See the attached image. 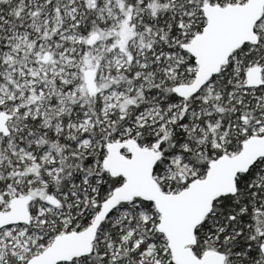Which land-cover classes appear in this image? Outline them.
I'll list each match as a JSON object with an SVG mask.
<instances>
[{
	"label": "rangeland",
	"instance_id": "obj_1",
	"mask_svg": "<svg viewBox=\"0 0 264 264\" xmlns=\"http://www.w3.org/2000/svg\"><path fill=\"white\" fill-rule=\"evenodd\" d=\"M221 1L225 6L245 0ZM173 3L0 0V5H11L9 13L15 16L8 29V50L0 61V113L11 115L10 134L0 133V211H7L14 197L29 195L32 199L28 225L0 230V264H25L51 244L54 237L50 233L55 229L59 234L78 231L104 182L95 175L100 174L101 155L105 158L108 143L151 138L141 146L159 149L160 135L184 111V100L175 105L165 102L174 87L194 78L197 65L182 45L191 41L195 35L191 25H198L203 16V5L181 0L176 10ZM204 3L221 6L219 1ZM172 24L177 30L169 36ZM77 26L84 29V36L74 30ZM256 29L263 47L248 45L233 54L201 91V106L190 119L191 132L199 136L194 148L199 153L209 146L234 155L241 137L246 140L264 133V111L258 112L264 109V86L247 88L243 76L251 66L264 67V17ZM246 55L251 58L246 60ZM86 69L97 73L94 98L83 77ZM229 84L233 87L225 90ZM245 99L249 103L243 104ZM238 105L253 116L245 118L246 111H238ZM117 123L120 126L114 129ZM106 128L113 131L107 140L101 135ZM182 159L176 154L165 164L162 179H170L174 172L191 179L204 177L198 176L199 168ZM259 169L264 171V159ZM255 178V187L264 189V175L258 173ZM252 197L257 198L256 194ZM256 200L264 206V197ZM153 217L135 199L114 210L110 220L118 242H113L109 231L98 236L111 261L147 242L135 257L138 264L168 262L170 255H166L164 238L155 234ZM78 263L71 259L63 264ZM257 263L263 264V259Z\"/></svg>",
	"mask_w": 264,
	"mask_h": 264
},
{
	"label": "water",
	"instance_id": "obj_2",
	"mask_svg": "<svg viewBox=\"0 0 264 264\" xmlns=\"http://www.w3.org/2000/svg\"><path fill=\"white\" fill-rule=\"evenodd\" d=\"M205 20L203 30L190 42L182 45L197 65L191 83L174 88L181 100L198 94L209 80L238 48L257 42L256 25L264 12V0H245L242 4L218 6L206 3L201 7ZM84 79L96 91L94 72L86 69ZM247 88L258 89L263 85L260 66H251L245 72ZM10 115L0 113V133L8 136L7 122ZM102 168L111 176L122 179L102 202L90 224L80 231L57 235L40 254L25 264H63L74 258H83L92 251L98 229L117 208L119 202L133 198L149 201L158 215L157 231L164 238L170 259L175 264H225L226 256L219 252H206L195 256L191 247L195 242L194 231L210 213L215 198L233 195L235 180L264 158V133L250 136L234 155L223 154L213 160L202 179L193 180L176 193L160 190L152 175L161 154L158 147L144 148L134 140L108 143ZM127 150V156L121 150ZM29 195L14 197L7 211H0V230L6 227L28 225L31 220ZM264 258V244L260 247Z\"/></svg>",
	"mask_w": 264,
	"mask_h": 264
},
{
	"label": "trees",
	"instance_id": "obj_3",
	"mask_svg": "<svg viewBox=\"0 0 264 264\" xmlns=\"http://www.w3.org/2000/svg\"><path fill=\"white\" fill-rule=\"evenodd\" d=\"M185 1V4H187L188 1H193L199 5H204V2L215 3V1H219V4L223 6L221 0ZM174 3H176L174 5L176 10H179L181 0H174ZM186 7L187 5L184 6V8ZM159 13L160 11H158V14ZM164 13L169 14L170 11L165 10ZM84 19L86 20L87 18L84 16ZM160 20L161 19L158 16L157 22L159 26L161 25ZM200 20L201 21L198 25H191V28L195 30V35L196 33H200L204 28L205 21L203 16ZM74 30L77 31V33L81 36L85 35L84 29H82L80 26H77ZM175 30L177 29L175 25L172 24L171 33L169 34V36H173L175 34ZM241 51L242 50L240 49L237 50V52ZM244 58L246 60L250 59L251 55H246ZM226 66V69L230 70V65L227 64ZM216 76H213L211 78V81H213ZM222 83H225V80L222 81ZM232 87L233 85L229 84L225 87V90H229ZM168 97L171 98L169 102L170 104L175 105L180 102L175 92ZM244 103H249V100L245 99L243 104ZM200 106L201 94L191 96L184 100V111L177 114V120L173 123H170L169 127H167L164 133L159 137L161 140L159 142V146H161L160 149L162 150V157H160V159L155 163L152 175L158 187L163 192L169 191L167 190V187L170 189V191H180L186 188L190 182L197 179H191L188 177V175L178 172H174L170 179H162L165 164H170L171 159L174 158L176 154L182 155L183 163L186 162L187 164H190L195 168H199L200 171L198 176L205 174L209 164L216 158L223 155L220 150L211 149L209 146H205V149H203L204 151L202 150L203 152L200 151V153L198 151L199 149H194L196 147V143L199 140V136L196 133L191 132L190 119L195 117V111L199 109ZM177 108L181 109L182 111V107ZM236 109L238 111L245 110V118L253 116L250 112H248V108H244L243 105H238ZM261 111H264V109L258 110V112ZM252 120L250 122H252ZM240 122V119L237 118L236 123L239 124ZM250 122L249 124H247L249 127H251ZM117 126L119 127L120 123H117L114 129L118 128ZM112 132L113 131L111 129L106 128V131L101 133V135H103L105 140H107L112 136ZM159 138H156L154 140L156 141ZM151 140V138H138L137 141L139 145H142L145 143H150ZM244 140L245 139L243 137L239 139L238 150L240 149L241 144L244 142ZM182 147L187 148L186 150H183ZM101 159H104L103 155H101ZM99 173L100 174L98 175H95V173H93V175L101 177L104 182L100 183L99 191L95 198V203L88 207L90 214L81 219L78 231L82 230L90 224L91 216L96 214L102 202L107 198V195L110 194L114 189L119 187L122 183V179L120 177L111 176L108 172L104 171L103 168ZM258 173L264 175V171L259 169V165H253L248 172L239 175L235 180V194L224 195L214 199V201L212 202L210 213L202 220L200 225L194 231L195 242L191 247V251L195 256L198 257L206 252H219L226 256L225 264H258L257 260L262 259L259 249L260 245H262V241H264V209L260 208L258 211H254V201L252 197L253 194H256L257 198L264 197V189L261 187L256 188L254 184V180H256L255 176ZM62 191L65 192L67 190L64 188L62 189ZM134 199L140 203L143 210L147 211L150 215L155 216L152 219L155 221V225L158 224L159 220L152 204L149 201L141 198H133L131 201H133ZM130 202H119L117 207L126 206ZM112 213L106 220L101 223L100 228L97 232L95 242L92 245L91 253L86 257L73 259L78 260V264H85V261L88 259L90 260L88 264H124L125 260H128V264H138L135 257L145 249L147 242L133 249V251H127L124 254L121 253V257H118L116 261L110 260L107 255V250L102 244H100L98 236L103 231H109L110 235H114V229L113 227H111L110 220ZM245 227L247 228L245 229ZM219 228H223V231H219ZM157 232L155 234L161 238L162 236L158 234L159 232ZM236 232H238V234H236ZM50 234L55 238L59 234V231L58 229H55ZM248 236H255V238L249 239ZM113 237V242L117 243L118 238L115 237V235ZM164 244L166 245V242H164ZM168 254L169 252L167 250L166 255ZM167 261L168 262L165 263L164 260H160L159 264H175L169 256H167Z\"/></svg>",
	"mask_w": 264,
	"mask_h": 264
},
{
	"label": "flooded vegetation",
	"instance_id": "obj_4",
	"mask_svg": "<svg viewBox=\"0 0 264 264\" xmlns=\"http://www.w3.org/2000/svg\"><path fill=\"white\" fill-rule=\"evenodd\" d=\"M10 6L11 5H4V4H1L0 5V25H3L4 26V30H2L1 32H0V61H1V59L4 57V55L6 54V52H7V50H8V43H9V37H10V32H9V28L14 24V21H15V16H14V14L13 15H11L9 12H10ZM264 17V12H263V14H262V18ZM261 18V19H262ZM6 21L7 22V24H4L3 23V21ZM255 32H256V34H257V42L255 43V44H252V45H254V46H256L257 48H262L263 47V45H261V39L258 37V33H257V29L255 28ZM248 47V45H243L242 47H240V48H238L237 50H245L246 48ZM237 50L234 52V53H232V55L233 54H235V53H237ZM259 51H261V50H259ZM263 51H264V48H263ZM231 55V56H232ZM230 56V57H231ZM230 59V58H229ZM228 59V60H229ZM227 60V61H228ZM226 61V62H227ZM226 64V63H225ZM224 64V65H225ZM255 66H258V65H255ZM223 67V66H222ZM260 68H261V72H262V80H263V72H264V67H262V66H260ZM222 69V68H221ZM92 70V69H91ZM93 72H94V83H95V86H96V91L92 94L90 91H89V93H90V96H91V98H94L97 94H98V90H97V73H96V71L95 70H92ZM220 72V71H219ZM218 72V73H219ZM216 76V75H215ZM244 76H245V73H244ZM209 82H211V79L209 80ZM208 82V83H209ZM89 83V82H88ZM89 85H90V83H89ZM262 86H264V80H263V85ZM261 86V87H262ZM175 88V87H174ZM174 88H173V92H175L174 91ZM204 88V87H203ZM202 88V89H203ZM90 90H91V87H90ZM202 91V90H201ZM201 91L198 93V94H201ZM176 93V92H175ZM197 95V94H196ZM189 98V97H188ZM170 99L171 98H167L166 99V102H165V104H169V102H170ZM186 100V99H185ZM10 115V114H9ZM10 119H11V115H10ZM9 119V120H10ZM8 120V121H9ZM8 123V122H7ZM7 127H8V125H7ZM8 130H9V128H8ZM9 134H10V130H9ZM8 134V135H9ZM249 138V137H248ZM136 142L138 143V141L136 140ZM159 145H160V143H158ZM138 146H140V147H142L141 145H139V143H138ZM106 148V147H105ZM161 148V146H159V149ZM106 150V149H105ZM126 151V152H125ZM121 152L124 154V155H126L127 156V150L126 149H123V150H121ZM160 153L162 154V150L160 149ZM264 159V158H263ZM261 161H262V159L261 160H259V161H257L256 162V164L255 165H260V163H261ZM179 192V191H178ZM256 199H259V198H256ZM256 199H253V201H254V204H253V210L254 211H258L260 208H263L264 209V206L263 205H261L259 202V200H256ZM32 200V199H31ZM31 202V201H30ZM257 203H259V204H257ZM30 204V203H29ZM28 208H29V205H28ZM30 211V210H29ZM30 215H31V213H30ZM31 221V220H30ZM255 226V225H254ZM254 228V227H253ZM255 238V236L254 237H252V239H254ZM262 244H264V241H262ZM262 245H260V247H261ZM259 251H260V249H259ZM201 256V255H200ZM200 256H198V257H200ZM260 256H261V258L263 259V261H264V258L262 257V255H261V253H260Z\"/></svg>",
	"mask_w": 264,
	"mask_h": 264
}]
</instances>
